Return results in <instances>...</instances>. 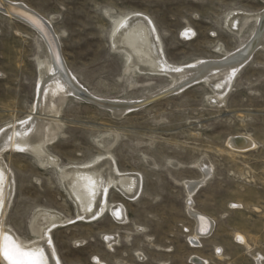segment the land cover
<instances>
[{
	"label": "rangeland",
	"instance_id": "rangeland-1",
	"mask_svg": "<svg viewBox=\"0 0 264 264\" xmlns=\"http://www.w3.org/2000/svg\"><path fill=\"white\" fill-rule=\"evenodd\" d=\"M4 1L50 25L63 64L90 97L143 103L169 93L119 119L68 96L57 117L58 129L52 125L56 139L47 150L59 159V167H84L108 153L119 172L140 176L134 200L110 187L105 212L93 221L80 219L58 171L43 169L29 153L10 148L1 154L14 183L3 224L32 241L29 226L39 209L69 219L50 231L60 264H97L94 259L101 264H199L193 257L206 264H255L260 257L264 264V50L256 49L217 106L203 83L175 93L165 76L126 72L125 59L110 39L111 19L140 13L154 26L170 65L219 61V49L234 53L253 37L252 22L238 36L226 28L228 15L260 13L264 1ZM48 54L35 29L0 12V131L33 112L37 63ZM109 135L114 141L105 151L96 142ZM236 138L251 139L255 147L233 151L227 143ZM203 159L212 174L194 193L192 206L213 219L214 226L193 246L189 240L195 221L187 211L185 182L200 179L197 165ZM113 205L125 209V224L110 213ZM103 237L115 241L108 246Z\"/></svg>",
	"mask_w": 264,
	"mask_h": 264
},
{
	"label": "bare ground",
	"instance_id": "bare-ground-1",
	"mask_svg": "<svg viewBox=\"0 0 264 264\" xmlns=\"http://www.w3.org/2000/svg\"><path fill=\"white\" fill-rule=\"evenodd\" d=\"M0 7L1 13L20 21L22 20L11 14L8 7L29 12L23 6L12 5V3L9 4L4 0H0ZM149 21L147 17L140 13H128L111 19V44L115 51L123 55L126 64L125 71L137 70L141 74L165 76L172 81V86L169 90H173L175 93L183 91L191 85L203 83L213 91L212 97L208 99L211 104L217 106L222 104L225 95L232 87L235 76L250 60L256 49L264 50V10L260 13L236 11L227 17L226 28L237 36L240 35L248 23H253V37L247 43L248 45L234 53L223 51V48H221L222 50L219 49L223 55L222 60H198L186 66H173L167 63L159 37L151 21ZM22 22L37 31L49 54L47 59L37 63L39 72L33 112L29 113L25 120L13 123L0 131V204L3 205L0 208V224H3V218L14 192L11 171L1 157L2 152L10 148L14 152L29 153L37 159L43 169L57 170L68 197L76 206L78 217L85 221L96 220L107 208L105 196L110 187H114L126 199L134 200L141 188V178L135 173L119 172L113 159L107 155L108 153L103 154L102 157H98L91 164L84 167H59V159L47 150V147L56 139V132L52 125L54 124L56 129H58L57 117L63 101L68 96L99 107L109 112L115 119H119L128 111L138 108L139 106H134L140 103L107 101L93 96L90 97L91 95L87 94L78 85L76 80L69 74L66 65L63 64L60 53L55 49L57 45L55 35H53L55 41L53 47L57 61L48 43L49 40L47 41V38L33 25L25 21ZM46 25L49 28L50 25L48 23ZM183 36L189 37V31L184 32ZM78 94L87 96L89 99L81 98ZM241 138L230 139L227 143L228 146L233 151L251 150V148L255 147L251 139ZM113 139L114 137L109 135L96 143L106 151L110 148V144L114 141ZM197 168L201 173L200 179L185 182L187 211L195 221V230L189 240L193 246L199 244V239L207 238L212 233L214 226L213 219L193 210L192 197L194 193L212 174L211 166L205 159L199 162ZM110 207V213L114 219L120 224H125L127 217L123 206L113 205ZM68 222H70L69 219L55 211L39 209L34 213L29 226L31 234L35 238L34 240L27 241L12 231L11 233L14 240L25 246L35 247L37 243L45 246L47 264H56L59 259L55 253L53 243L51 246H46L45 242L50 237V231L53 228ZM4 227L6 226L4 225ZM103 239L108 246L115 241L114 238L110 237H103ZM236 241L241 245H246L244 238L241 236H236ZM3 246L4 241L2 236H0V263L7 264L2 254ZM217 257H220L219 251L217 252ZM139 259H142L141 256H139ZM191 260H195L199 264H206L204 260L196 257L191 258ZM260 261V257H257L255 264H261ZM94 262L101 264L96 259H94Z\"/></svg>",
	"mask_w": 264,
	"mask_h": 264
},
{
	"label": "snow or ice",
	"instance_id": "snow-or-ice-1",
	"mask_svg": "<svg viewBox=\"0 0 264 264\" xmlns=\"http://www.w3.org/2000/svg\"><path fill=\"white\" fill-rule=\"evenodd\" d=\"M2 207L3 205L0 204V208ZM0 236H2L4 241L2 254L7 264H47L45 246L37 243L35 247H28L17 242L13 239L11 229L4 227L3 224H0ZM52 243V238L48 237L45 245L51 246ZM56 264H59V261Z\"/></svg>",
	"mask_w": 264,
	"mask_h": 264
},
{
	"label": "water",
	"instance_id": "water-1",
	"mask_svg": "<svg viewBox=\"0 0 264 264\" xmlns=\"http://www.w3.org/2000/svg\"><path fill=\"white\" fill-rule=\"evenodd\" d=\"M0 9H1V7H0ZM8 9L11 12L12 15H14L15 17L21 19L22 21H25V22L33 25V27L37 28L44 35V37L47 38V41L49 40L48 43L51 46V50L53 52V56H54V58L56 60L57 57H56V53H55L54 47H53V44L55 45V41H54V38H53L49 28L47 27V25H45V23L41 19L37 18L35 15L31 14L30 12L20 11L18 9L11 8V7H8ZM55 49H57V51L59 52L57 45H56ZM58 52H57V54H58ZM78 95L81 98L89 99V98H87V96H82L81 94H78ZM164 96H167V94H164V95H162L160 97H157V98H153V99L147 100V101H145L143 103H140V104H138V105H136L134 107H137V106L140 107V106H143V105H147V104L152 103V102H154V101H156V100H158V99H160V98H162Z\"/></svg>",
	"mask_w": 264,
	"mask_h": 264
}]
</instances>
